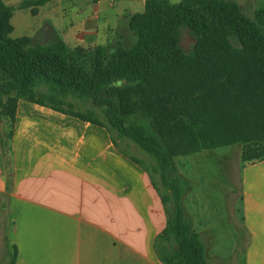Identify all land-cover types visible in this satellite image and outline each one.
<instances>
[{
  "label": "trees",
  "instance_id": "16d2710c",
  "mask_svg": "<svg viewBox=\"0 0 264 264\" xmlns=\"http://www.w3.org/2000/svg\"><path fill=\"white\" fill-rule=\"evenodd\" d=\"M6 1L0 0V117L11 129L24 99L107 128L161 195L167 225L154 243L159 261L209 264L182 208L189 184L175 161L237 145L242 166L264 160V7L251 20L232 0H146L129 20L133 46L71 49L57 34L40 44L12 37L16 8L35 15L52 0H23L16 8ZM182 31L195 39L189 52ZM4 138L9 151L11 130ZM131 144L150 165L128 151ZM16 260L14 248L8 264Z\"/></svg>",
  "mask_w": 264,
  "mask_h": 264
},
{
  "label": "crops",
  "instance_id": "0c3cea01",
  "mask_svg": "<svg viewBox=\"0 0 264 264\" xmlns=\"http://www.w3.org/2000/svg\"><path fill=\"white\" fill-rule=\"evenodd\" d=\"M145 4L52 0L35 15L16 8L12 36L40 44L57 34L71 49L118 42L129 48L136 40L130 17ZM9 130L10 150L0 142V264L9 263L14 248L15 264H162L154 249L167 225L159 190L117 149L107 128L20 99L11 129L0 117V140ZM230 148L212 150L219 159L216 188L207 186L198 157L176 163L189 183L182 208L209 264H264V160L242 166L240 146L237 171L245 175L235 197L223 174Z\"/></svg>",
  "mask_w": 264,
  "mask_h": 264
},
{
  "label": "rangeland",
  "instance_id": "374dc122",
  "mask_svg": "<svg viewBox=\"0 0 264 264\" xmlns=\"http://www.w3.org/2000/svg\"><path fill=\"white\" fill-rule=\"evenodd\" d=\"M173 4H176L180 2L181 0H170ZM235 1L243 14L248 18V19H253L254 14L257 10L261 9L264 7V0H232ZM19 34L18 31L16 32L15 35ZM13 37V36H12ZM135 42V39L133 40V44ZM195 43V39L192 36V34L189 31H182L181 35V46L182 48L186 51L189 52L192 50L193 46ZM79 107L82 110H86L87 108H91L92 104L90 102H85V103H80L77 102ZM227 149V148H223ZM222 150V149H221ZM128 151L138 157L139 159L144 160L147 165H150L152 162L151 158L147 156L144 152H142L138 147L135 145L131 144L130 148H128ZM231 154L228 157L227 160H222V163L225 165H228L227 171L223 172L226 180H224L225 187L227 189V192H230L233 194V196H238L240 193V190L243 189L242 184H243V176L245 175L242 170H240V173H238V153H240V146H233L230 148ZM218 155L217 151H203L200 154L189 156V157H183L177 159V164H180V161H189V163H192L191 161H196V157L199 158L198 164L197 165H203V167L206 168L207 172L204 173L206 174V179L205 181H208V185L210 188H216V185H214L213 182H215V179L217 178L218 174L220 173L219 170V159L216 158ZM197 162V161H196ZM257 164L260 162H256ZM253 163V164H256ZM183 165V163H181ZM252 165V164H251ZM250 166V165H247ZM246 166V167H247ZM152 170V168H151ZM249 172V171H248ZM247 172V173H248ZM240 175V179H239ZM155 182L158 185V187L164 191L163 185L158 178L157 175H155ZM189 184V183H188ZM218 187V186H217ZM242 187V188H241ZM242 238H241V245H242Z\"/></svg>",
  "mask_w": 264,
  "mask_h": 264
}]
</instances>
